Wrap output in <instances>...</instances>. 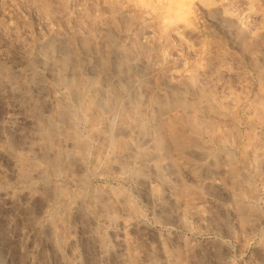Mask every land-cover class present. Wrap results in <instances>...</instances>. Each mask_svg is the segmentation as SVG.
Returning a JSON list of instances; mask_svg holds the SVG:
<instances>
[{"label": "rangeland", "instance_id": "rangeland-1", "mask_svg": "<svg viewBox=\"0 0 264 264\" xmlns=\"http://www.w3.org/2000/svg\"><path fill=\"white\" fill-rule=\"evenodd\" d=\"M0 264H264V0H0Z\"/></svg>", "mask_w": 264, "mask_h": 264}]
</instances>
